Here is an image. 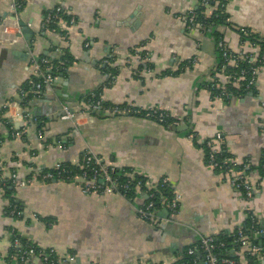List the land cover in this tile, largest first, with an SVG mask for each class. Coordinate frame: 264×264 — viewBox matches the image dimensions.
Returning a JSON list of instances; mask_svg holds the SVG:
<instances>
[{"label": "crops", "instance_id": "obj_1", "mask_svg": "<svg viewBox=\"0 0 264 264\" xmlns=\"http://www.w3.org/2000/svg\"><path fill=\"white\" fill-rule=\"evenodd\" d=\"M22 1L17 15L31 30L29 37L0 42V264H8L10 229L38 248L73 254L78 264H174L193 245L185 244L190 238L196 243L201 235L231 233L249 212L264 227V187L246 199L226 174L209 165L204 145L221 133L227 157L246 164L250 179L258 181L264 66L254 88L229 101L212 100L206 79L222 67H217L219 39L235 53L256 54L252 45L243 44L252 41L241 40L234 28L264 37V0H228L225 10L234 27L218 23L210 28L197 18L188 21L190 14L197 15L200 0ZM56 7L71 17L47 28L44 15ZM216 9L204 7V16ZM12 14V0H0V22ZM64 54L72 62L52 87L22 107L18 89L31 79L30 56ZM106 59L111 76L103 69ZM94 92L107 104L159 109L180 122L165 126L135 114L88 113L85 99ZM63 105L73 109V118H61ZM24 112L25 121L19 117ZM8 121L20 135H12ZM86 151L108 166L145 177L146 190L128 199L117 192H84L79 178L40 180L42 169L61 162L79 165ZM12 173L15 182L9 181ZM161 177L181 200L175 222L154 224L139 217L137 208ZM1 178L10 183L7 189ZM10 198L22 216L6 215ZM232 257L238 259L237 253ZM28 264L41 261L34 257ZM237 264H264V259L241 257Z\"/></svg>", "mask_w": 264, "mask_h": 264}, {"label": "built area", "instance_id": "obj_2", "mask_svg": "<svg viewBox=\"0 0 264 264\" xmlns=\"http://www.w3.org/2000/svg\"><path fill=\"white\" fill-rule=\"evenodd\" d=\"M22 0H12V8L14 9V14L10 15L9 20H3L0 22V42L5 43H17L21 42L22 32L18 25V2ZM228 0H200L203 7H209L212 3H218L222 9L226 8V3ZM216 5V4H215ZM13 13V12H12ZM64 11L61 7H56L55 9L48 11L43 20L45 27H49L52 23L57 24L59 22L66 23V20L62 21V15ZM213 11L208 14L207 17L212 15ZM196 14L192 13L188 17V21L192 24L196 20ZM72 21V19H71ZM229 21V17L227 19ZM204 27V23L200 24ZM24 41V40H23ZM252 45L256 54L248 53L244 50L233 52L229 45L224 41L219 39L217 41V46L219 48V54L223 58V65L219 72L209 75L206 79L208 91L211 95L212 100L215 102L226 101L231 96V89H245L252 90L256 84L257 76L264 66V48L261 47L255 41L249 42L244 41L243 44ZM25 47L28 53L31 54V46L27 41H24ZM241 61H246L249 64L248 70L240 66ZM103 66L109 67L111 64L110 59H106L103 62ZM30 78L38 79L35 84V93L39 95L43 93L46 87H52L56 82L57 76L51 74V64L50 60L46 57H35L30 56ZM62 65V63L60 64ZM232 68V69H230ZM108 76L111 74L106 73ZM217 91L214 92L213 89ZM26 95V91L23 87L18 89L19 98H23ZM264 106V103H263ZM86 110L88 113L95 110L104 109V111H109L112 113H126L139 115L141 113L140 108H136L132 105H126V107L120 108L118 106L104 107L101 100L88 101L86 103ZM71 108L68 105L62 106L61 118L71 119L73 118V113H70ZM145 118L153 119L160 124L177 125L180 120L171 117L167 112L159 109L145 110ZM24 121L28 119L29 115L24 112V114L19 115ZM14 130V129H13ZM12 135H20V131H12ZM191 136H196L192 133ZM43 136L39 134V138ZM206 146L209 148L208 163L214 170H219L218 172L226 174L229 181L235 187L242 189L243 195L246 199H251L256 191L261 187H264V174L259 175L258 181L253 182L248 173L246 172V164H240L234 159L223 157L221 160L217 159V155L223 153L225 146L223 137L221 133H216L214 138L205 140ZM240 164V165H239ZM75 165V164H74ZM78 166V165H77ZM239 166L240 171L236 172V167ZM261 167L264 168V153ZM82 173L80 175H70L69 171L61 164L58 163L53 167L54 172L43 171L39 172V178L42 181H49L50 179L59 181H75L77 178L81 179V188L84 192H97L102 194L117 192L124 197L128 198V191L131 189L132 185L140 190V187L146 182L142 179L137 178L134 172L119 170L113 166H108L101 161V159L95 156L90 151L83 153V164H81ZM65 176V177H64ZM124 176L125 180L122 181L121 177ZM15 173H12L9 181L15 182ZM3 179V178H2ZM154 185V191L159 193L158 202L155 201L156 192H149L147 194L146 202L137 208V214L139 217L152 221L154 224H163L166 222H175V218L178 214L179 204L181 197L176 194L171 186V183L166 177H161L156 181ZM22 182L21 184H24ZM170 187L172 189V197L168 198L161 194L163 188ZM141 191V190H140ZM129 199V198H128ZM166 209L168 211V216L166 218L160 217V211ZM6 215L11 216H22V210L17 209L14 205H9L8 209L5 210ZM251 217V212L248 213V217ZM258 225H260L257 220ZM261 228H253L255 234L254 238H260V245L254 244L252 238L244 235L242 231V226L235 228L236 242L240 245L238 249H232V252H236L239 258L249 259L248 257H257L264 259V242L262 241L261 234L264 233V227L260 225ZM193 244V245H192ZM202 249L203 258L205 264H237L238 259L231 257L219 258L215 252V249L223 247L225 243L216 239V237L211 235H201L198 240L193 241L189 248H187L188 254H193L197 245ZM9 262L8 264H28L32 258L37 257L40 259L41 264H72L75 261V256L73 254H59L54 248L42 249L36 247L34 244L30 243L28 240H22L21 234L15 229H10L9 231ZM92 264H100L93 262Z\"/></svg>", "mask_w": 264, "mask_h": 264}, {"label": "trees", "instance_id": "obj_3", "mask_svg": "<svg viewBox=\"0 0 264 264\" xmlns=\"http://www.w3.org/2000/svg\"><path fill=\"white\" fill-rule=\"evenodd\" d=\"M213 4V3H212ZM211 4V5H212ZM217 6V9L215 11H213L212 15L210 17H205L204 16V7L201 6L200 8H198L197 10V20L198 22H202L204 23V25H207L208 28H210L212 25H215V24H229L231 27H234L232 26L231 22L227 21L228 19V13L226 12L225 9H222L219 4L216 2L214 3L213 5ZM24 6V2L23 1H19L18 2V6H17V10H21ZM45 16V15H44ZM71 16H69L68 14L66 13H63L62 15V18L63 19H70ZM57 22L56 23H52L49 27H52V28H56V25H57ZM237 33L239 34L241 40H248V41H255L257 42L258 44L261 45L262 48H264V37L259 35L258 33H255L253 30L249 29V28H243V27H239V28H234ZM220 58H219V62L217 63V67L220 68L224 61H223V58L222 56L219 54ZM46 58H48L50 60V64H51V74L53 75H56L58 76L60 73H62L68 66L69 63H71V59L68 55L64 54L62 55L61 57L59 58H54V57H51V56H46ZM62 63V65H60ZM240 66L242 68H245L246 70H248L249 68V64L246 62V61H241L240 62ZM103 69H105V72L106 73H110L111 75L113 74V71L111 72V69L113 70V68L111 67H107L105 66ZM232 69V68H230ZM110 75V76H111ZM38 81V79H30L28 80L27 82H25L22 86L24 88V90L26 91V95L23 96V98L20 99V105L22 107H25L28 105L29 101L36 97V93H35V84L36 82ZM208 88V86H207ZM214 92H216L217 90L214 88L213 89ZM246 91H249V90H245V89H231V96L226 99V101H229L232 97L236 96L237 94H240L242 92H246ZM97 99L100 100V96H99V93L97 92H94L90 95H88L85 99V104L88 102V101H96ZM102 102V105L104 107H113V106H118L120 108H123V107H126V105H114V104H107L103 101ZM104 111V109H100V111ZM122 113V112H121ZM145 115V110L142 109L141 110V113L139 114V116H143ZM8 125L11 129V131H13V125L12 123H10L8 121ZM165 126H169V124H163ZM10 131V132H11ZM204 145L207 149V154L209 152V148L206 146V143L204 142ZM227 157V153L225 151H223V153H220V155L218 156L217 155V159H222L223 157ZM263 160V159H262ZM207 161H208V156H207ZM61 164L69 171L70 175H80L82 173V168H80L81 164H83V155L81 157V161L79 163V165H74L72 163H68V162H61ZM261 164H262V161H261ZM239 168V166H238ZM43 171H51V172H54V169L53 168H44ZM123 171H130V172H133L131 170H123ZM219 171V170H217ZM264 174V168H260L259 169V175H263ZM137 178L139 179H142V181H144V183L146 182V179L145 177L137 174ZM65 177V176H64ZM5 178H1V183L3 184V186L7 189L8 186H10V183L9 182H6V180H4ZM121 180L124 181L125 180V177L122 176L121 177ZM140 190H146V187H145V184L144 186L142 185V187H140ZM138 190L135 185H132L131 189L128 191V198L129 199H133L134 196L138 193ZM148 190V189H147ZM155 190V189H154ZM154 190H148L146 191V193L148 194L149 192H156L157 191H154ZM242 191V189H240ZM161 194H163L164 196L168 197V198H171L172 197V189L170 187H167V188H163L162 191H160ZM155 201L158 202V197H159V193L155 194ZM148 200V199H147ZM10 201V204L11 205H14L17 209L21 210V208L19 207V204L15 202L14 198H10L9 199ZM242 226V231L244 233V235L248 236L250 239L252 238V241L254 244H257V245H260L259 242H260V238L257 237V238H254L255 237V234L253 232V228L256 227V228H261L260 225H258L257 223V220L255 218V216L253 215V213H251V217L249 216L246 221L241 225ZM235 231L231 232V233H222V234H219L217 236H214L216 237V239L220 240V241H223L225 243V245L223 247H219L217 249H215V252L216 254L218 255L219 258H222V257H231V258H234L232 257V254H231V250L232 249H238L239 248V244L236 242V235H235ZM22 240H26L24 239L22 236H21ZM202 252V249L199 247V244L197 245L195 251L193 254H188L187 252V249H184L183 252H182V257L174 264H197L198 263V258H199V254H201ZM252 262L254 261V259H256L257 257H248ZM9 262V260H8Z\"/></svg>", "mask_w": 264, "mask_h": 264}, {"label": "water", "instance_id": "obj_4", "mask_svg": "<svg viewBox=\"0 0 264 264\" xmlns=\"http://www.w3.org/2000/svg\"><path fill=\"white\" fill-rule=\"evenodd\" d=\"M18 25H19L20 28H21V32H22L23 36H24L25 38H28V37H29V33L31 32V30L28 29V28H26V27H25V24H24L22 21H20V20H18ZM69 112H70V113H73V109L71 108V109L69 110ZM93 112L98 113L99 111H98V110H95V111H93ZM160 215L168 216V211H167L166 209H164V210L160 211ZM261 237L264 239V233L261 234ZM192 242H193V239L190 238V239H189V242H187V243H185V244H191ZM181 245H182V243H181ZM169 257H171V256L169 255ZM172 258H173V257H172ZM173 259H174V258H173ZM173 259H172V260H173ZM173 261H174V260H173ZM173 261H171V262H173ZM74 264H78V259H76V262H74ZM202 264H205V262L202 261Z\"/></svg>", "mask_w": 264, "mask_h": 264}]
</instances>
